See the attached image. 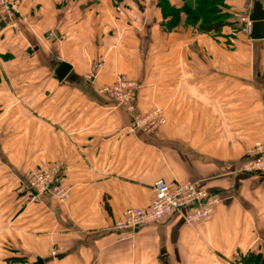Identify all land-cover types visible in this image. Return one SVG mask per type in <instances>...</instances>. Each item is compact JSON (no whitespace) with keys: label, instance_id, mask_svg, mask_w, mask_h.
I'll list each match as a JSON object with an SVG mask.
<instances>
[{"label":"crops","instance_id":"crops-1","mask_svg":"<svg viewBox=\"0 0 264 264\" xmlns=\"http://www.w3.org/2000/svg\"><path fill=\"white\" fill-rule=\"evenodd\" d=\"M255 1L226 3L239 21ZM17 19L12 28L0 14V264H238L264 254V175L240 172L264 140V38L231 26L215 37L184 13L167 28L158 0H20ZM62 61L72 69L61 81ZM118 74L140 84L133 109L101 92ZM156 109L165 123L134 128ZM57 162L69 201L45 194L26 206L29 170ZM158 179L198 181L221 203L194 225L175 214L123 237L115 223L152 204Z\"/></svg>","mask_w":264,"mask_h":264},{"label":"built area","instance_id":"built-area-1","mask_svg":"<svg viewBox=\"0 0 264 264\" xmlns=\"http://www.w3.org/2000/svg\"><path fill=\"white\" fill-rule=\"evenodd\" d=\"M0 14L12 28L18 27L20 16V0H0ZM243 30L250 36L252 22L249 17L239 18ZM104 66L103 61L92 64L95 72ZM140 88L139 82L125 74H118L113 84L101 89L113 98L119 105L133 109V101ZM161 110L156 109L151 113L140 116L134 123V128L146 133L153 132L160 124L165 123ZM49 171H37L36 179L30 176L25 192L31 201H39L44 194L50 192L55 195L58 187L52 181ZM240 172L255 175H264V140H258L247 151L245 162L240 167ZM71 188H69L70 192ZM153 196L149 207H133L124 211L123 216L115 223V228L123 231V237H130L137 229L148 223H162L175 214H180L185 223L194 225L199 221L210 217L214 208L221 203V198L212 193L202 183L193 180H176L169 183L164 179H158L151 187Z\"/></svg>","mask_w":264,"mask_h":264},{"label":"trees","instance_id":"trees-1","mask_svg":"<svg viewBox=\"0 0 264 264\" xmlns=\"http://www.w3.org/2000/svg\"><path fill=\"white\" fill-rule=\"evenodd\" d=\"M120 1V0H119ZM227 0H183L181 8L174 6L170 0H158L164 17H169L165 27L173 28L181 20V14H186V22L204 33H212L215 37L225 36L223 29L231 26L235 31L242 30L238 17L229 10ZM26 257H11L6 264H22L27 262ZM238 264H264V254L249 251L240 255Z\"/></svg>","mask_w":264,"mask_h":264},{"label":"rangeland","instance_id":"rangeland-1","mask_svg":"<svg viewBox=\"0 0 264 264\" xmlns=\"http://www.w3.org/2000/svg\"><path fill=\"white\" fill-rule=\"evenodd\" d=\"M137 1H138L139 5H140V0H137ZM233 14H234V18H237L238 14L236 12H234ZM245 17H247V16H245ZM239 23H240V21H239ZM161 115H162V111H161ZM0 130H1V128H0ZM39 170L43 171V172L49 171L47 173H49L51 175L52 181L54 183L58 184L59 188L57 189L55 195H53V193H51V192L48 195L50 197H52L53 199H55L57 201H60L61 203H65L66 204L69 201V197L71 195V190L69 192V188H70L69 187V182H67L65 180L64 163L63 162H57V163H54V164H51V165H39V166H36V167L30 169L29 172L27 173V181L30 180V176L34 177L36 179L35 173H37V171H39ZM25 194H26V192H25ZM25 197H26V206L32 205V204L37 203V202L40 201V200L36 201V202L31 201L28 198L27 194H26Z\"/></svg>","mask_w":264,"mask_h":264},{"label":"water","instance_id":"water-1","mask_svg":"<svg viewBox=\"0 0 264 264\" xmlns=\"http://www.w3.org/2000/svg\"><path fill=\"white\" fill-rule=\"evenodd\" d=\"M249 19L252 22V30L250 37L252 39L264 38V6L261 1L256 0L252 13L249 15ZM72 69V65L67 61H62L57 69V76L59 80H63ZM44 261L41 257H38L34 264H43Z\"/></svg>","mask_w":264,"mask_h":264}]
</instances>
